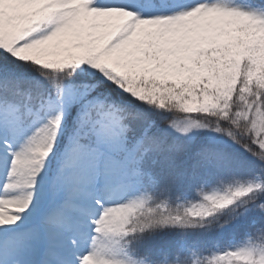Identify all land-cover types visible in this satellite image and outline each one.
Returning <instances> with one entry per match:
<instances>
[{
    "label": "snow or ice",
    "instance_id": "obj_1",
    "mask_svg": "<svg viewBox=\"0 0 264 264\" xmlns=\"http://www.w3.org/2000/svg\"><path fill=\"white\" fill-rule=\"evenodd\" d=\"M0 264H264V0H0Z\"/></svg>",
    "mask_w": 264,
    "mask_h": 264
}]
</instances>
